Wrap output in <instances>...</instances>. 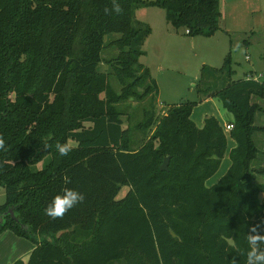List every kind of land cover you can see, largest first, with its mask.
Wrapping results in <instances>:
<instances>
[{"label":"trees","instance_id":"16d2710c","mask_svg":"<svg viewBox=\"0 0 264 264\" xmlns=\"http://www.w3.org/2000/svg\"><path fill=\"white\" fill-rule=\"evenodd\" d=\"M146 6L191 37L221 29V0H0V218L13 209L19 220L4 216L0 234L36 246L14 264H249L253 249L264 255V110L253 102L264 83L234 81L231 53L210 73L226 76L219 86L203 69L199 92L232 115L237 143L227 174L207 187L226 130L215 118L199 129L190 102L156 116L159 89L140 62L151 29L134 25ZM112 34L120 37L107 43ZM110 49L118 53L106 59ZM72 142L67 156L57 153ZM66 189L83 202L49 217Z\"/></svg>","mask_w":264,"mask_h":264},{"label":"rangeland","instance_id":"374dc122","mask_svg":"<svg viewBox=\"0 0 264 264\" xmlns=\"http://www.w3.org/2000/svg\"><path fill=\"white\" fill-rule=\"evenodd\" d=\"M221 12L220 27L223 30L220 29L214 35L191 37L182 29L178 30L179 36L159 44L156 30L163 29L159 24L161 21L165 22V10L159 7H144L136 11L135 27L151 29V34L142 45L143 55L140 62L149 68L159 89L154 101V110L158 118L166 115L168 108L190 102L194 104L191 119L199 129L204 127L207 118L217 119L224 127L223 124L229 116L219 99L213 98L212 102L206 103L199 91L202 89L204 68L206 71L203 77L207 79L205 83L219 86L226 78L220 73L212 75L210 73L221 69L230 53L232 67L236 72L233 75L234 81L243 79L246 74H254L260 83H264V0H221ZM150 23L155 27L154 35ZM119 37L118 34L109 35L106 42L110 43ZM194 39L195 46L192 44ZM246 41L250 44H244ZM117 53L116 49H110L105 52V57L112 59ZM110 69L109 65L103 63L99 66L101 73H108ZM133 106L137 107L138 104L133 102ZM141 118L140 115L139 119ZM226 135L227 153L218 173L207 182V187L218 184L231 167L230 153L233 150L231 141L235 140L230 132H226ZM72 145L75 143L72 142ZM258 181L264 183V177L259 176ZM126 194L123 189L118 199L124 198ZM5 201V190L0 188V206L4 205ZM35 247L29 239L18 237L13 232H4L0 234V264H14L18 260L28 263Z\"/></svg>","mask_w":264,"mask_h":264},{"label":"clouds","instance_id":"9594fccd","mask_svg":"<svg viewBox=\"0 0 264 264\" xmlns=\"http://www.w3.org/2000/svg\"><path fill=\"white\" fill-rule=\"evenodd\" d=\"M2 145V142H0ZM47 147V145H46ZM72 144L70 143H57L55 148L60 156H67L72 149ZM84 196L74 190L66 189L63 194L57 195L53 198L49 206L47 207L46 214L53 218H62L67 212L73 209L77 204L83 202ZM249 264H253L252 258L255 257L256 260L264 261V255H256V250L253 249L248 253Z\"/></svg>","mask_w":264,"mask_h":264},{"label":"crops","instance_id":"0c3cea01","mask_svg":"<svg viewBox=\"0 0 264 264\" xmlns=\"http://www.w3.org/2000/svg\"><path fill=\"white\" fill-rule=\"evenodd\" d=\"M146 7H153V6H146ZM142 8H144V7H142ZM142 8H140V9H138L137 10V12L138 11H140ZM165 18L166 17H164V21L165 22H160V24H159V26H161V28H163V29H157L158 30V33H157V30H156V36H158V41H159V44L161 43V42H169L170 41V39L171 38H175V37H177V36H179L178 35V30H176L175 28H173L169 23H168V21H167V19L165 20ZM221 23V22H220ZM150 27L152 28V33H153V35L155 34V27L154 26H152V24L150 23ZM221 30H223V29H221ZM195 43H196V39H194L193 41H192V44L195 46ZM244 44H246V45H248V44H250V42H244ZM222 51H224V49H222ZM226 53V52H225ZM251 72H253V71H251ZM254 73V72H253ZM254 78L256 81H258V82H260L259 81V79L256 77V76H254V74H246V77H244L243 79H247V78ZM263 77H264V73H263ZM242 79V78H241ZM240 80V79H239ZM205 99V101H206V103H210V102H212L213 101V98H204ZM254 103H258L261 107H262V109L264 110V98L263 99H255L254 101H253ZM227 112V111H226ZM227 116H229L228 117V119H227V121L226 122H224V124H223V128L226 130V126L227 125H230V124H232L233 123V117H232V115L230 114V113H228L227 112ZM221 115H222V113H221ZM230 118V119H229ZM222 119V118H221ZM259 121H260V124H258L259 123ZM256 123H257V125L258 126H262V127H264V112L263 113H259L258 114V116H257V121H256ZM227 132V131H226ZM258 139H261L262 140V145H263V149H264V134L263 135H261V134H259L258 135ZM237 147V143L235 142V141H231V150L232 149H235ZM124 190H125V192L126 193H128V191H129V188L128 187H124L123 188ZM122 189V190H123Z\"/></svg>","mask_w":264,"mask_h":264},{"label":"water","instance_id":"95a60500","mask_svg":"<svg viewBox=\"0 0 264 264\" xmlns=\"http://www.w3.org/2000/svg\"><path fill=\"white\" fill-rule=\"evenodd\" d=\"M169 164H170V158H166L163 165L161 166V170L162 171H167L169 168ZM8 214H11L12 218L16 221L19 222V220L15 217L14 215V210L10 209L9 213H6L4 216H8ZM4 216L0 218V226L2 225V223L4 222ZM25 229H28V227H24Z\"/></svg>","mask_w":264,"mask_h":264},{"label":"built area","instance_id":"2783aa9c","mask_svg":"<svg viewBox=\"0 0 264 264\" xmlns=\"http://www.w3.org/2000/svg\"><path fill=\"white\" fill-rule=\"evenodd\" d=\"M186 33H189V32L186 31ZM233 129H234V125H233V124H230V125H227V126H226V131H227V132H231Z\"/></svg>","mask_w":264,"mask_h":264}]
</instances>
